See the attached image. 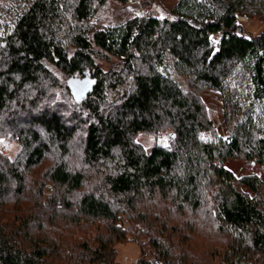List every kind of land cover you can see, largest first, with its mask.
<instances>
[{
    "label": "trees",
    "instance_id": "obj_1",
    "mask_svg": "<svg viewBox=\"0 0 264 264\" xmlns=\"http://www.w3.org/2000/svg\"><path fill=\"white\" fill-rule=\"evenodd\" d=\"M130 1L0 0V264H264V0Z\"/></svg>",
    "mask_w": 264,
    "mask_h": 264
},
{
    "label": "rangeland",
    "instance_id": "obj_2",
    "mask_svg": "<svg viewBox=\"0 0 264 264\" xmlns=\"http://www.w3.org/2000/svg\"><path fill=\"white\" fill-rule=\"evenodd\" d=\"M22 0H8L7 5L4 9L8 7H19ZM140 1L142 0H131L130 1V9L136 10L135 8L139 6ZM160 5L163 9L171 11L177 9L180 5L182 0H159ZM138 15H141L140 11H136ZM237 25L241 27L245 33L250 38L258 37L264 31V23L257 22V21H247L246 19L239 17L236 21ZM233 24L231 20L225 21L226 27H230ZM223 30H218L216 32V36L214 37L217 41L224 40L222 34ZM218 127L220 130H223L222 121H219ZM169 140L167 137L163 138L159 141V144L166 146ZM140 143L146 149V151H150L151 148L154 146L155 141L150 138H142ZM1 147L6 148L7 154L10 159H14L20 149L16 144H9L8 142L1 143ZM228 169L234 173L237 178H242L246 176H257L264 180V168L257 166L255 164L249 163H238V162H230L228 164ZM117 261L119 264H136L141 257V249L140 246L134 243H130L127 245H119L117 248Z\"/></svg>",
    "mask_w": 264,
    "mask_h": 264
},
{
    "label": "built area",
    "instance_id": "obj_3",
    "mask_svg": "<svg viewBox=\"0 0 264 264\" xmlns=\"http://www.w3.org/2000/svg\"><path fill=\"white\" fill-rule=\"evenodd\" d=\"M221 36L223 37L224 40H219V41L216 40V41H213L214 49H215L216 52H218L219 50L222 49V47L225 44V41L227 39V36L226 35L225 36L221 35ZM171 140H173V137H170L169 142H171ZM0 151H1L2 154H7V150L4 147H1L0 146Z\"/></svg>",
    "mask_w": 264,
    "mask_h": 264
},
{
    "label": "bare ground",
    "instance_id": "obj_4",
    "mask_svg": "<svg viewBox=\"0 0 264 264\" xmlns=\"http://www.w3.org/2000/svg\"><path fill=\"white\" fill-rule=\"evenodd\" d=\"M216 34V33H215ZM213 35V37H212V41H216V39L214 38L216 35Z\"/></svg>",
    "mask_w": 264,
    "mask_h": 264
},
{
    "label": "snow or ice",
    "instance_id": "obj_5",
    "mask_svg": "<svg viewBox=\"0 0 264 264\" xmlns=\"http://www.w3.org/2000/svg\"><path fill=\"white\" fill-rule=\"evenodd\" d=\"M249 39H250V37H249Z\"/></svg>",
    "mask_w": 264,
    "mask_h": 264
}]
</instances>
